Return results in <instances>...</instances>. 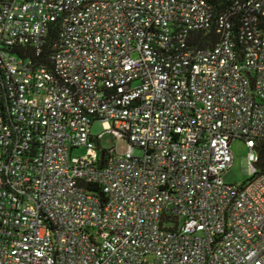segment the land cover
Returning a JSON list of instances; mask_svg holds the SVG:
<instances>
[{"label":"built area","instance_id":"1","mask_svg":"<svg viewBox=\"0 0 264 264\" xmlns=\"http://www.w3.org/2000/svg\"><path fill=\"white\" fill-rule=\"evenodd\" d=\"M223 1L0 0V264H264V0Z\"/></svg>","mask_w":264,"mask_h":264},{"label":"rangeland","instance_id":"2","mask_svg":"<svg viewBox=\"0 0 264 264\" xmlns=\"http://www.w3.org/2000/svg\"><path fill=\"white\" fill-rule=\"evenodd\" d=\"M92 133L94 135L101 134L99 140V149L111 150L115 154L123 155L128 150V143L126 140L116 139L109 131L103 129L101 123H95L92 126ZM231 152L233 154V161L230 168L222 175L224 182L229 184L242 185L247 182L249 176L244 170L243 161L247 156L248 149L242 140H235L231 143ZM74 156L91 155L96 157L98 152L88 150L86 148L75 149L72 153Z\"/></svg>","mask_w":264,"mask_h":264},{"label":"trees","instance_id":"3","mask_svg":"<svg viewBox=\"0 0 264 264\" xmlns=\"http://www.w3.org/2000/svg\"><path fill=\"white\" fill-rule=\"evenodd\" d=\"M228 2L229 0H224L223 5L224 4L226 5ZM193 38L196 44L198 45V47L200 48L210 47L214 45V43L217 41V37L214 33V30H211L208 34L205 35L202 33H195L193 34ZM56 41H58V26L53 25L47 35V40L43 48V53L40 56L36 57V59L39 62L48 65V67H50V63L47 58L48 55L52 53L53 45ZM16 53L19 54V51H16ZM256 150L259 155L258 167L260 171H263L264 170V140H261L257 143ZM88 190L92 192L93 191L98 192V190L94 186H90ZM98 193L100 194V192Z\"/></svg>","mask_w":264,"mask_h":264},{"label":"water","instance_id":"4","mask_svg":"<svg viewBox=\"0 0 264 264\" xmlns=\"http://www.w3.org/2000/svg\"><path fill=\"white\" fill-rule=\"evenodd\" d=\"M101 154L103 155V152Z\"/></svg>","mask_w":264,"mask_h":264}]
</instances>
